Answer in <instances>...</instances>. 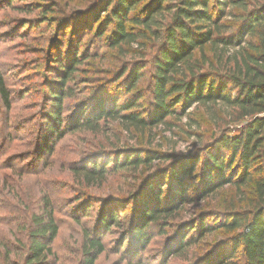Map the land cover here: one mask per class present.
<instances>
[{
	"label": "rangeland",
	"instance_id": "1",
	"mask_svg": "<svg viewBox=\"0 0 264 264\" xmlns=\"http://www.w3.org/2000/svg\"><path fill=\"white\" fill-rule=\"evenodd\" d=\"M94 4L95 0H0V76L10 106L7 107L0 93V264H6L3 240L12 251L11 259L21 260L15 236L23 238L24 233L18 227L28 224L31 214L39 210L44 191L53 202L58 223L52 244L54 257L50 260L55 264H77L84 233L100 234L95 229H101L98 215L102 204L96 202L113 203L119 218L126 221L134 209V200L126 202L133 193L144 192L147 185H142L143 179L166 168L173 160L178 163L205 158L224 137L237 135L243 125V120L235 121L231 111L222 106L207 109L192 104L180 112L178 104L175 113L151 127L127 128L118 118L110 117L99 120L97 131L88 127L71 130L77 113L100 98L107 100V105L117 99L118 106L131 102L132 97L140 98L135 108L141 110L144 118L149 117L152 62L157 44L153 39L140 38L139 43L111 45L115 24H104V12L97 11ZM27 6L33 10L26 11ZM223 21L232 23L229 17ZM99 29L101 35L97 34ZM73 51L83 62L66 82L69 92L62 101L58 126L63 135L50 139L47 151L41 144L48 112L55 110L49 99L56 74L53 61L56 56L68 61ZM204 53L211 58L207 45ZM194 56L199 58L197 50ZM132 65L143 69L130 89ZM203 68L206 69V64ZM133 149L142 154L151 150L166 158L111 171L102 183L86 185L74 181L71 164L93 156L113 158L118 152ZM223 153L227 159L229 152ZM103 162L102 158L98 160L99 164ZM195 164L197 169L186 178L192 186L186 193L188 200L178 215L161 228L152 229L151 239L143 249L124 241L127 225L113 224L110 231L102 230L104 251L95 264H209L218 250L231 248V236L239 229L225 230L219 225L232 213L248 215L259 206L253 183L226 184L199 198L194 190L199 185L195 179L201 161ZM161 174L148 183L156 181L166 190L170 178L159 180L165 172ZM82 199L92 203L88 211ZM199 216L208 226L214 225L215 230L186 246L185 253L168 256V240L175 235L177 226H197ZM230 260V264H245L241 246Z\"/></svg>",
	"mask_w": 264,
	"mask_h": 264
},
{
	"label": "trees",
	"instance_id": "2",
	"mask_svg": "<svg viewBox=\"0 0 264 264\" xmlns=\"http://www.w3.org/2000/svg\"><path fill=\"white\" fill-rule=\"evenodd\" d=\"M139 4L141 6L137 8ZM94 6L97 11L104 12V24H115L111 45L139 43L140 38L153 39L157 44L152 62L149 117L144 118L141 110L135 108L139 106L140 98L132 97L131 102L119 106L117 99L107 105V100L100 98L88 109L85 106L77 113L71 130L88 127L97 131L99 120L110 117L118 118L127 128L151 127L175 113L174 107L178 104L180 112L192 104L207 109L222 106L231 111L235 121L244 122L237 135L224 137L205 158L200 156L178 163L173 160L166 168L143 179L142 185H147L144 192L140 195L133 193L126 202L134 200V209L126 221L119 218L113 203L109 204L108 200L96 202L102 204L98 215L101 229H95L100 234L84 233L77 264H95L104 251L101 231H110L113 224L127 225L124 241L135 245L136 249H143L151 239L152 229L166 225V221L176 217L185 205L186 193L192 187L186 178L197 169L194 164L198 161H201L200 173L195 181L199 185L194 191L199 193V198L226 184L240 186L252 182L260 201L250 214L238 216L232 213L221 221L220 228L239 230L231 236V248L218 250L217 257L209 264H230L240 246L245 264H264V0H95ZM32 10L27 6L26 11ZM226 17L231 18L232 23L224 22ZM97 34H102L101 29ZM205 45L211 58L204 53ZM196 50L199 58L194 56ZM53 62L56 74H53L55 80L51 81L54 90L50 91L49 99L55 110L48 112L46 134L41 144L44 150L48 149L46 144L50 139L63 135L58 126L61 124L62 101L69 92L66 82L72 79L83 60L77 59L73 51L70 60L56 56ZM142 67L132 65L129 69L128 88L135 86L142 75ZM6 91L0 76V93L9 108ZM223 150L229 152L227 159ZM99 157L104 161L102 164L98 163ZM99 157L71 164L74 181L86 185L102 183L111 171L166 158L151 150L142 154L134 149L118 152L113 158ZM234 161L236 163L232 165ZM109 165L110 169L107 168ZM163 172L165 175L159 180L163 181L166 176L170 178L166 190L156 181L148 183ZM48 196L44 191L39 210L31 214L28 224L18 227L24 233L23 238L15 236L22 254L20 261L11 259L12 251L8 243L2 241L4 263L55 264L50 258L54 257L52 244L58 233V223L54 218L53 202ZM82 201L88 211L92 203L87 199ZM196 219L197 226H177L175 235L168 240V256L185 253L186 246L215 230V226H208L202 216Z\"/></svg>",
	"mask_w": 264,
	"mask_h": 264
}]
</instances>
